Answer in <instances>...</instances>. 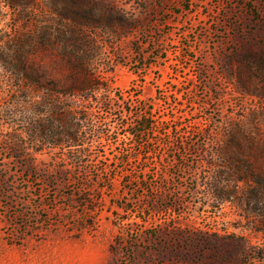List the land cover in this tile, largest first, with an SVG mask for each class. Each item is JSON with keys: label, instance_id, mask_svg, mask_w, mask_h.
<instances>
[{"label": "rangeland", "instance_id": "obj_1", "mask_svg": "<svg viewBox=\"0 0 264 264\" xmlns=\"http://www.w3.org/2000/svg\"><path fill=\"white\" fill-rule=\"evenodd\" d=\"M70 12L98 21L87 38H58ZM62 46L85 50L122 98L108 120L116 143L81 171L61 172L48 150L32 168L2 145L0 116V264H225L217 240L229 236L239 246L227 264H248L245 246L264 264V233L238 206L219 209L206 185L227 132L264 139V0H0V64L34 47L29 59L51 65ZM8 76L0 68V88ZM145 113L154 132L132 138ZM77 218L81 233L65 225Z\"/></svg>", "mask_w": 264, "mask_h": 264}, {"label": "trees", "instance_id": "obj_2", "mask_svg": "<svg viewBox=\"0 0 264 264\" xmlns=\"http://www.w3.org/2000/svg\"><path fill=\"white\" fill-rule=\"evenodd\" d=\"M59 16L61 26L57 36L60 40L85 39L89 36L86 28L94 29L98 23L77 12L59 13ZM80 48H57L61 59L51 65L29 59L36 51L34 47L22 48L21 59L0 64L9 75L8 80H2L8 83L7 88H0V116L8 117L5 123L11 131L2 145L20 155L32 168L38 165L35 155L48 150L54 153L53 162L61 172L81 171L91 162L95 148L116 143L108 120L114 116L113 108L122 98L117 100L112 96L110 86L98 72V65L85 58L86 51ZM52 70L61 76L52 77ZM156 123L149 113L142 114L131 124L135 132L127 133L143 140L154 132ZM259 132V128H255V133L244 129L227 132L214 154H210L207 165L214 174L209 176L206 185L219 209L227 203L238 206L252 228L264 233V139L259 138ZM136 150H129L123 156L128 157L130 151ZM81 181L86 182L84 178ZM109 185H113V180ZM94 203L101 205L103 199H96ZM54 215L55 225L67 223L59 210H55ZM86 216L96 220L99 212L91 210ZM45 221L50 224V220ZM68 222L65 225L69 226V231H84L78 226L79 218ZM229 237L217 240L223 242L224 254L231 256L224 260L225 264L229 260V263L234 262L232 250L238 244ZM245 247L243 252L248 264L260 258L259 249Z\"/></svg>", "mask_w": 264, "mask_h": 264}]
</instances>
